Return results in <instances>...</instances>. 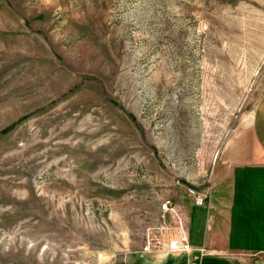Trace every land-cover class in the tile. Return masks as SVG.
Returning a JSON list of instances; mask_svg holds the SVG:
<instances>
[{"label":"rangeland","instance_id":"1","mask_svg":"<svg viewBox=\"0 0 264 264\" xmlns=\"http://www.w3.org/2000/svg\"><path fill=\"white\" fill-rule=\"evenodd\" d=\"M263 95L264 0H0V264H240L160 207Z\"/></svg>","mask_w":264,"mask_h":264},{"label":"crops","instance_id":"2","mask_svg":"<svg viewBox=\"0 0 264 264\" xmlns=\"http://www.w3.org/2000/svg\"><path fill=\"white\" fill-rule=\"evenodd\" d=\"M198 190L208 194L203 205H196L184 188L177 192L190 225L192 252L238 258L240 264H264V95L250 134L225 146L209 184Z\"/></svg>","mask_w":264,"mask_h":264},{"label":"built area","instance_id":"3","mask_svg":"<svg viewBox=\"0 0 264 264\" xmlns=\"http://www.w3.org/2000/svg\"><path fill=\"white\" fill-rule=\"evenodd\" d=\"M190 193L193 195L194 203L196 205H203L206 202L208 194L199 191L195 188H190ZM161 211H162V225L161 231H166V227L169 224H174L178 227V231L174 235L166 236L165 245L166 249L171 254L184 255L191 252L189 245V223L187 221L186 215L181 205L178 204L173 198H165L161 202ZM149 246V245H148ZM204 252L202 257H204ZM186 264H202V261H188Z\"/></svg>","mask_w":264,"mask_h":264}]
</instances>
